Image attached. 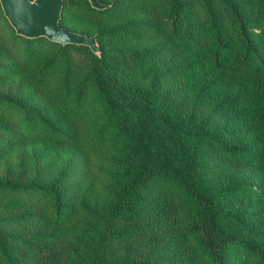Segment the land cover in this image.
<instances>
[{
	"label": "trees",
	"instance_id": "trees-1",
	"mask_svg": "<svg viewBox=\"0 0 264 264\" xmlns=\"http://www.w3.org/2000/svg\"><path fill=\"white\" fill-rule=\"evenodd\" d=\"M81 1L102 15L104 27L93 34L67 28L71 0L63 2L59 24L96 35L99 55L51 41L59 49H39L32 43L40 38L15 33L27 44L23 61L32 93L26 99L0 93V106L34 125L37 131L21 139L44 148L31 175L19 168L18 175L0 179L7 198L0 209L26 210L0 219V264H153L119 244L137 226L140 200L155 179L188 196L184 264H264V0H99L107 5L103 10ZM161 37L185 52L188 60L171 71L194 102H214L200 126L168 108V94L156 91L162 62L144 49ZM77 49L91 54L87 66L67 54ZM218 113H229L234 128L213 125ZM2 128L14 144L16 130ZM211 148L255 165L260 181H211L203 167ZM243 189L257 194L263 207L258 229L229 207ZM27 221L44 233L19 239L2 231Z\"/></svg>",
	"mask_w": 264,
	"mask_h": 264
},
{
	"label": "rangeland",
	"instance_id": "rangeland-1",
	"mask_svg": "<svg viewBox=\"0 0 264 264\" xmlns=\"http://www.w3.org/2000/svg\"><path fill=\"white\" fill-rule=\"evenodd\" d=\"M101 1L116 5H122L125 2L124 0ZM260 1L257 0V2ZM70 3L73 10L72 17L69 16L65 24L63 23L67 28L93 34L104 27V18L100 13L84 8L81 0H71ZM130 15L132 16L133 13ZM102 41L104 42V38ZM49 42L46 38H40L32 45L49 51L59 49L57 45L53 46ZM148 43L152 46L146 45L145 52H155L153 56H157L162 62L160 67L162 76L155 85L156 91L168 94L166 100L168 108L177 109L183 117L190 115L193 120L192 124L200 126L209 115L214 102H209L207 105L194 102L193 95L183 88L186 82L177 71H171L172 67L178 63L188 60L182 47L163 37L154 43ZM26 46L25 40L16 36L0 6V93H7L22 99H26L32 93L26 77L28 68L26 70L23 61ZM113 46L116 47V41ZM67 54L76 62H83L86 66L91 62V54L84 49L72 50ZM217 96L213 99H217ZM90 111L92 114L93 110ZM214 118L212 119L213 125H221L228 131L234 128L229 113H218ZM3 125H11L18 133L17 139L10 141L14 144L8 143L10 137L2 128ZM36 129L34 125L27 126L17 110L0 106V179L18 175L19 168L24 172L27 170L29 175L32 174L37 164L35 159L42 154L44 146L40 141H28L21 138H27L28 135L35 133ZM223 138L229 142L237 141L229 135ZM205 160L203 167H206L207 176L213 182L243 180L244 183L256 186L260 181L259 170L255 165L243 160H228L220 151L213 148L206 152ZM24 197L25 200L28 199L27 196ZM5 200L7 198L0 193V203ZM187 202L188 196L173 183L160 179L152 180L148 184L147 193L140 200V219L137 222L133 220L137 226L131 236L123 240L119 246H130L139 254L147 257L153 264H184L188 256L187 245L190 242V239L186 240L184 235L191 228ZM229 207L240 212L252 229L260 227L262 223L260 214L263 207L259 204L257 194H249L248 190L243 189L242 193L234 194L230 198ZM25 211L18 208L15 210L0 209V219L19 217ZM2 231L19 239L36 233H44L43 228L39 227L36 222L28 221L6 225ZM23 243L24 240H21L17 244L19 253L24 250ZM233 255L237 258L241 256L236 250L233 251Z\"/></svg>",
	"mask_w": 264,
	"mask_h": 264
},
{
	"label": "water",
	"instance_id": "water-1",
	"mask_svg": "<svg viewBox=\"0 0 264 264\" xmlns=\"http://www.w3.org/2000/svg\"><path fill=\"white\" fill-rule=\"evenodd\" d=\"M64 0H0L3 14L17 35L27 39L46 38L61 45L88 47L100 54L96 35L74 32L60 26ZM97 10L107 8L99 0H88Z\"/></svg>",
	"mask_w": 264,
	"mask_h": 264
}]
</instances>
